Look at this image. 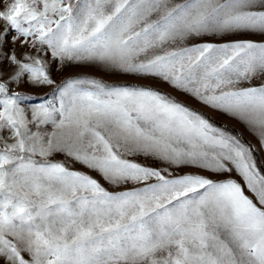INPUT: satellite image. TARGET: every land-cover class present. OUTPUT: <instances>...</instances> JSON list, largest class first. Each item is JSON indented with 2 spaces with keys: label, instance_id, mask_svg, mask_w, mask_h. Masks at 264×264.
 Instances as JSON below:
<instances>
[{
  "label": "snow or ice",
  "instance_id": "snow-or-ice-1",
  "mask_svg": "<svg viewBox=\"0 0 264 264\" xmlns=\"http://www.w3.org/2000/svg\"><path fill=\"white\" fill-rule=\"evenodd\" d=\"M0 25L4 264H264L253 145L151 85L52 76L162 81L264 150V43L194 42L264 34V0H0Z\"/></svg>",
  "mask_w": 264,
  "mask_h": 264
},
{
  "label": "rangeland",
  "instance_id": "rangeland-1",
  "mask_svg": "<svg viewBox=\"0 0 264 264\" xmlns=\"http://www.w3.org/2000/svg\"><path fill=\"white\" fill-rule=\"evenodd\" d=\"M177 2H179V0H177ZM234 40H252L258 43H264V34L241 33L237 35H226L224 37H215V38L205 37L202 40H196L194 42L195 43L211 42V43L219 44V43H226V42H230ZM52 76H53V79L56 80L57 83H60L61 80L69 78V77L92 76V77L102 79L105 83H108V84H148V85H151L162 92L169 93L176 100L203 113L217 127L226 128V130L231 132L233 135L242 136L245 142L250 143L256 148L255 156L258 162H260L262 166H264V150L260 149V144L257 138L248 130V128L240 120L235 119L226 113L211 109L201 104L195 98L183 92L172 89L169 85H167L166 83L162 81L155 80V79L140 80L132 76H128V75L110 74V73L103 71L102 69H99L98 67L83 66V65H71L59 73L53 70ZM260 83L261 81L259 79L253 81V85H259ZM53 88L54 86H44V87L36 88V87L25 85L23 87L14 88L13 90L26 92L29 95L36 97L37 99H32V100L23 102L24 104H32V103H39L40 102L38 99L39 97H43L44 99H51L53 95ZM2 135L7 137L8 134L5 132ZM55 158L62 159L63 157L57 156ZM141 162L143 163L145 161L141 159ZM153 166H158V165H153ZM74 167L79 170H85L78 164L74 165ZM97 178L99 179V177ZM101 183H104L105 187L108 186L102 180H101ZM0 264H4L3 260H0Z\"/></svg>",
  "mask_w": 264,
  "mask_h": 264
}]
</instances>
